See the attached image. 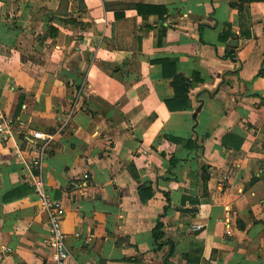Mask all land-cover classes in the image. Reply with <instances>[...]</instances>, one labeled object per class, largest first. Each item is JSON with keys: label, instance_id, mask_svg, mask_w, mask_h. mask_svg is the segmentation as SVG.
I'll list each match as a JSON object with an SVG mask.
<instances>
[{"label": "crops", "instance_id": "crops-1", "mask_svg": "<svg viewBox=\"0 0 264 264\" xmlns=\"http://www.w3.org/2000/svg\"><path fill=\"white\" fill-rule=\"evenodd\" d=\"M0 123V264H51L34 132L65 264H264V0H0Z\"/></svg>", "mask_w": 264, "mask_h": 264}, {"label": "built area", "instance_id": "built-area-1", "mask_svg": "<svg viewBox=\"0 0 264 264\" xmlns=\"http://www.w3.org/2000/svg\"><path fill=\"white\" fill-rule=\"evenodd\" d=\"M3 125L0 123V134H4ZM34 140L39 141L36 147H31L27 157L22 156V151L17 152V156L25 167L27 181L38 196V208L46 216L48 226V245L51 249V264H65L69 257L67 252L64 234L61 229V218L63 215L61 205L58 201L49 197L42 175V166L49 145L53 141V135L49 133L34 132ZM32 155H31V154ZM202 229L201 225L193 224L190 226L191 233H198Z\"/></svg>", "mask_w": 264, "mask_h": 264}, {"label": "trees", "instance_id": "trees-1", "mask_svg": "<svg viewBox=\"0 0 264 264\" xmlns=\"http://www.w3.org/2000/svg\"><path fill=\"white\" fill-rule=\"evenodd\" d=\"M189 82L186 78L180 75H176L172 82L171 87L174 91L173 103L177 104L178 108L185 109L187 100V90ZM138 197L140 202H145L147 199L152 197V192L149 188L140 187L138 189ZM153 242L155 248L160 250L165 245H170V242L164 239V234L162 232V224L157 222L155 228L152 231Z\"/></svg>", "mask_w": 264, "mask_h": 264}, {"label": "water", "instance_id": "water-1", "mask_svg": "<svg viewBox=\"0 0 264 264\" xmlns=\"http://www.w3.org/2000/svg\"><path fill=\"white\" fill-rule=\"evenodd\" d=\"M201 106L197 107L194 111L193 118H195V115L199 112Z\"/></svg>", "mask_w": 264, "mask_h": 264}]
</instances>
